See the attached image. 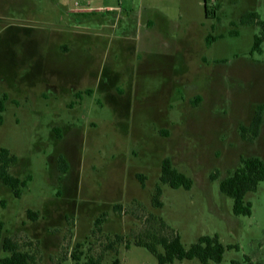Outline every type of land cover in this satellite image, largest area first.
I'll return each instance as SVG.
<instances>
[{"label":"rangeland","instance_id":"374dc122","mask_svg":"<svg viewBox=\"0 0 264 264\" xmlns=\"http://www.w3.org/2000/svg\"><path fill=\"white\" fill-rule=\"evenodd\" d=\"M106 1L126 10L125 19L112 25L116 12L108 11L74 20L72 0H0V147L17 156L13 175H31L20 197L0 181L2 237L40 264H76L77 243L78 264L90 256L157 264L137 238L172 230L188 247L217 234L238 247L210 264H264V181L245 196L250 215L233 214L219 189L243 158L264 161V111L255 138L240 132L264 105V43L250 54L259 27L239 23L247 11L264 20V0H208V18L204 0ZM147 16L158 32H146ZM208 35L216 37L210 44ZM165 157L192 179L190 189L160 182ZM157 184L160 207L152 203ZM117 234L129 248L106 247Z\"/></svg>","mask_w":264,"mask_h":264},{"label":"trees","instance_id":"16d2710c","mask_svg":"<svg viewBox=\"0 0 264 264\" xmlns=\"http://www.w3.org/2000/svg\"><path fill=\"white\" fill-rule=\"evenodd\" d=\"M208 0H204L205 16L210 17L208 9ZM239 23L254 24L259 27V32L253 36V43L250 49V54L260 53L262 51V44L264 43V20L260 19L259 15L255 11H247L243 13L239 18ZM231 35H237L238 31L234 30L230 32ZM216 37L212 35L206 36V44H210ZM86 93H91V90L87 89ZM80 93L77 92V97ZM6 95L4 94L0 98V124L3 122L2 112L5 109L4 101ZM264 111V105L259 104L256 107L255 113L248 126H241V136L245 139L255 138L260 129L262 123V114ZM17 161V156L10 152L6 147H0V181L6 185L15 197H20L21 187L27 185L31 180V175L27 174L24 178L13 175L9 167ZM59 167L65 172L67 170V163L62 157L59 158ZM141 184H143L144 176L138 175ZM260 181H264V161L256 156L243 158L241 165L236 168L233 173L223 178L219 182V189L222 193L232 199V212L235 215H250L252 212V204L245 199L248 192L255 191ZM160 182L166 183L172 188L183 187L190 189L192 186V179L185 173L176 169L169 158L165 157L161 162ZM162 189L159 184L155 186L154 194L152 196V203L154 206L160 207L162 202L160 196ZM121 205L116 204L113 208L115 211L120 210ZM105 214H101L100 217L94 221L97 229H100V224L103 221ZM27 217L35 220L37 212L30 209L27 210ZM159 224L162 228L171 230L164 221L159 220ZM4 229V222L0 220V247L7 254L0 257V264H40L36 257L28 251L21 249L18 240L12 236L2 237V231ZM171 235L152 234L150 241L142 240V237L137 238L134 242L137 246H142L148 249L156 258L157 264H172L175 259H197L201 264H210V262L219 263L223 258L225 249L237 248V245L225 246L218 238V235L210 236L207 234L201 235L196 242L191 243L186 247L177 233ZM125 241V242H124ZM124 242L125 247H130V242L125 240L122 235H115L112 240H109L106 247L108 249H114L117 243ZM30 244V242H27ZM160 244L163 247V252L158 251L157 245ZM80 244L77 243L71 252L70 256L76 264L79 263L82 251L79 250ZM246 260L251 261L248 257ZM85 264H102L101 257H88ZM112 264H120L119 258H115ZM230 264H240L236 260H232Z\"/></svg>","mask_w":264,"mask_h":264},{"label":"crops","instance_id":"0c3cea01","mask_svg":"<svg viewBox=\"0 0 264 264\" xmlns=\"http://www.w3.org/2000/svg\"><path fill=\"white\" fill-rule=\"evenodd\" d=\"M72 1H74V3H72L70 6L67 5L66 11L68 14H71V17L74 18V20L75 17L78 18L79 15H81V17H85L93 12H99L102 15L101 17H103L105 13H108V11H115L116 14L112 23V25H115L116 21H122L123 18L125 19V17L128 15L127 11L124 10L121 6L108 4L106 0H100V2L95 6L91 5L92 0H72ZM145 20H146V32H158L157 23L156 21H154L155 20L154 18L147 16ZM137 26H139L140 29H142L141 28L142 25H140L139 23ZM135 32H142V31L136 28Z\"/></svg>","mask_w":264,"mask_h":264}]
</instances>
